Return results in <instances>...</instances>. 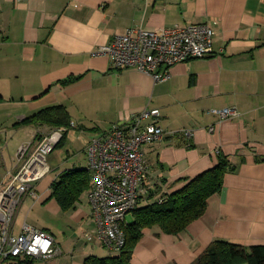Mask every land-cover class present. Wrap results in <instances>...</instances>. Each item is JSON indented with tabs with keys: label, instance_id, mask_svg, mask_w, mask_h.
Masks as SVG:
<instances>
[{
	"label": "crops",
	"instance_id": "crops-1",
	"mask_svg": "<svg viewBox=\"0 0 264 264\" xmlns=\"http://www.w3.org/2000/svg\"><path fill=\"white\" fill-rule=\"evenodd\" d=\"M196 22H215V53L173 65L161 82L134 68L114 69L110 57L95 53L129 27L160 32ZM56 104L67 108L72 128L85 132L86 147L112 124L159 108L165 133L144 146L149 169L139 201L180 189L214 167L219 152L234 166L203 215L182 232L143 229L131 264H190L217 239L264 246V0H0V138H8L10 156L7 161L0 148V185L16 170L21 147L58 128L18 123ZM229 107L239 116L221 119L217 111ZM46 177L20 208L41 203L70 222L65 230L50 221L29 224L26 217L19 224V208L16 233L26 222L61 247L59 256L32 264H84L91 255H113L94 236L90 207L79 200L62 211L50 197L54 179L45 183Z\"/></svg>",
	"mask_w": 264,
	"mask_h": 264
},
{
	"label": "built area",
	"instance_id": "built-area-1",
	"mask_svg": "<svg viewBox=\"0 0 264 264\" xmlns=\"http://www.w3.org/2000/svg\"><path fill=\"white\" fill-rule=\"evenodd\" d=\"M214 23L174 25L160 32L129 27L110 43L100 45L95 53L110 57L114 69L134 68L161 82L170 77L173 65L215 53ZM217 113L221 119L239 116L234 107ZM159 117V108L145 107L92 136L86 147L91 175L87 199L94 236L114 254L121 252L125 245L126 217L137 207L148 179L144 146L165 133ZM213 129L211 126L210 131ZM65 131L66 127L55 128L36 145L21 147L16 170L0 185V264L47 260L61 254V247L46 230L26 222L18 233L15 228L24 198H35L37 183L51 172L47 157ZM184 134L190 136L191 131L186 130ZM85 237L91 240L93 235L86 233Z\"/></svg>",
	"mask_w": 264,
	"mask_h": 264
},
{
	"label": "trees",
	"instance_id": "trees-1",
	"mask_svg": "<svg viewBox=\"0 0 264 264\" xmlns=\"http://www.w3.org/2000/svg\"><path fill=\"white\" fill-rule=\"evenodd\" d=\"M69 80H66L68 82ZM72 119L62 104L51 105L38 110L23 119L18 125H48L66 127L62 139L56 147L63 144ZM234 168L229 157L218 153L217 164L195 176L186 179V184L178 190L163 192L154 198L156 191L150 192L151 202L135 207L132 218L124 226L125 245L121 252L106 257L88 256L84 264H131L133 251L143 235V229L158 226L167 234H179L192 221L203 215L208 198L219 192L227 172ZM91 175L88 168H70L59 173L51 185V198H54L62 211L76 207L81 196L89 189ZM33 261L21 264H32ZM190 264H264V246H245L223 239L212 241Z\"/></svg>",
	"mask_w": 264,
	"mask_h": 264
},
{
	"label": "rangeland",
	"instance_id": "rangeland-1",
	"mask_svg": "<svg viewBox=\"0 0 264 264\" xmlns=\"http://www.w3.org/2000/svg\"><path fill=\"white\" fill-rule=\"evenodd\" d=\"M8 138H0V148L3 152L6 160H10L8 149L5 147V142ZM30 140L29 137L26 138V141ZM86 143H87V135L85 132H80L78 128H71L70 132L67 135L66 141L64 145H60L56 147L47 157V163L51 168V172L44 179L45 183H48L50 179H55L59 175L61 171L69 167L76 168H87L88 165V155L86 152ZM4 171L2 169V165H0V182L3 179ZM87 194L84 193L81 196L80 203L85 208L90 207L89 203H87ZM147 199L145 196L142 197L138 203V206H143L147 203ZM32 204V203H31ZM30 203H25L20 208V212L18 215L19 224L23 222L25 217L27 218V222L30 224L32 222L37 224H42L45 221H50L51 223H55L59 228L65 230L68 227L67 223L70 222L66 215L60 216H52L50 213L46 211V207L41 203H38L36 206L31 207ZM127 220L132 218L131 214L127 215ZM84 234V233H83ZM85 238V237H84ZM40 261L35 262V264H39Z\"/></svg>",
	"mask_w": 264,
	"mask_h": 264
}]
</instances>
